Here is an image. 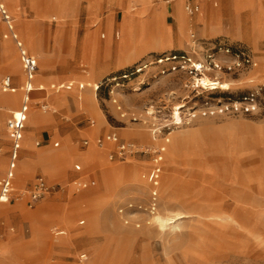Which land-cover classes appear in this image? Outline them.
Returning a JSON list of instances; mask_svg holds the SVG:
<instances>
[{
	"label": "rangeland",
	"instance_id": "1",
	"mask_svg": "<svg viewBox=\"0 0 264 264\" xmlns=\"http://www.w3.org/2000/svg\"><path fill=\"white\" fill-rule=\"evenodd\" d=\"M4 1L15 32L35 59L39 81L32 104L36 120L31 109L14 192L0 211V264H264V42L256 46L250 42L257 36V12L264 0H217L218 6L203 0L211 9L207 16L218 20L219 30L213 35L200 31L203 8L197 4L200 12L190 16L185 0L177 25L168 14L160 23L163 44L156 23L148 16L140 21V6L130 1L138 54L116 66L108 62V55L93 74L92 37L108 39L103 28L108 13L119 29L122 6L101 1L92 14L88 0H78L75 11L77 0ZM164 4L165 0H151L152 6ZM5 33L1 24L0 81L11 75L20 87L25 76L17 43ZM194 37L198 43L191 47ZM216 43L245 50L256 65L236 62L233 53L218 50ZM33 50H41V55ZM164 51H183L203 63L212 53L221 69L209 66L202 75L188 69L170 71V63L159 64L150 56L118 85L108 82L96 92L86 87L83 92L88 95L82 94L80 101L75 87L51 96L57 104L55 113L42 108L50 98L46 87L51 83L96 82ZM259 69L261 76L248 81ZM200 78L215 81V87L203 85ZM255 91L259 92L255 113H208ZM19 95V89L16 94L0 93V177L8 163L6 121L10 110H16ZM175 111L179 125H172ZM45 118L41 130L50 131L48 141L33 130ZM156 127H164L161 134L153 132ZM110 133L134 143L139 152L124 160L111 158L116 146L97 143ZM167 136L157 212H164L166 202L172 220L161 226L153 221L155 213H136L132 221L140 226L125 224L118 207L133 199L145 201L150 191L152 154L140 151L166 143ZM38 177L50 190L34 199L31 193ZM81 181L93 183L78 187ZM178 197L185 204H178ZM59 231L64 233L57 235Z\"/></svg>",
	"mask_w": 264,
	"mask_h": 264
},
{
	"label": "built area",
	"instance_id": "2",
	"mask_svg": "<svg viewBox=\"0 0 264 264\" xmlns=\"http://www.w3.org/2000/svg\"><path fill=\"white\" fill-rule=\"evenodd\" d=\"M185 5L186 11L193 15L194 13L198 12L199 6L197 4H193L189 0ZM0 13L2 14L4 21L6 22L7 26L10 30H12V24H11V18L8 15L4 4L0 0ZM14 38L16 39V36L14 35ZM198 43V41L194 37V41L191 44V47H194ZM205 44V43H204ZM218 47H217V46ZM18 46L20 49V55H21V61L23 65V69L26 75V84L24 87L25 91V97L24 102L21 107V109L15 113L7 120V130L9 132L10 136V152H9V162L8 167L5 172V174L0 178V208L4 203L9 202L12 191H13V181L15 178V169L17 165V160L19 157V150L21 148V143L23 139V132L25 128V122L27 119V111H28V101H29V93L32 89L31 81L34 78L35 72H36V64L35 59L32 55H30L22 46L21 42H18ZM214 46L217 47L218 50L224 49L226 52L233 53L234 57H236V62H239L241 64H252L256 65L254 59L249 55L248 52L241 48L237 47H231L228 45L216 43ZM215 48V47H214ZM213 50V49H211ZM153 59H155V62L157 63H170L169 70L170 71H176L178 69H188L190 73H200L202 75L203 68H218L221 69V65L219 62H217L213 56L212 53H210L207 58L208 61L206 63H203L201 61H193L190 56L187 55V53H184L183 51H170V52H164L156 55H151ZM238 64V63H237ZM139 62L134 64L133 66L129 67V69H126L120 73H116L114 75H111V77L104 79L101 81V83L97 86L99 89L101 86L106 85L108 82L112 85L113 82H115L116 85L119 84V79H125L129 78L131 75L135 74L137 68H138ZM240 65V64H238ZM164 71V70H163ZM200 81H202V78H200ZM202 84V83H201ZM72 85L69 84L66 87L70 88ZM80 87H83V85H80ZM16 88L12 85L11 77L6 76L2 82L0 83V91L7 92V91H15ZM258 91L251 92L247 95H243L242 97L230 100L226 102L225 104H222L219 107V110L214 109V111H209V114L214 113H233V114H252L259 110V100H258ZM115 101V100H114ZM46 106H44L45 108ZM121 109V107H118ZM205 115L207 114L204 113ZM181 121L173 120L172 125H179ZM168 126V125H166ZM162 128L164 127H156L153 129V132L156 135H159L162 133ZM110 142L116 146V151L112 152L110 157L112 158L113 155H115L119 160H124L128 156H131L137 152H139L138 149H136L135 144L131 142H125L121 140L117 134L110 133L104 137H99L97 139V143L100 145H104V143ZM164 144L157 145L155 148L151 149H145L141 150L140 152L149 153L152 154V170L150 174V191L148 193V198L143 200H129L125 204L118 207V213L122 217L125 224L133 223L136 226H140V222L134 220L132 221V217L136 215V213H143L147 214L148 216H152L154 213L157 212L159 207V187L161 182V174L163 171V161L164 156L167 148V144L169 143V137H165ZM168 142V143H167ZM84 143L87 144V140H84ZM55 145H58V143H55ZM92 181H81L79 182V186L87 187L88 185L92 184ZM50 190L49 185L45 181L43 177H38L36 179L35 185L32 190V195L34 199H37L46 193H48ZM86 255H82V258H84Z\"/></svg>",
	"mask_w": 264,
	"mask_h": 264
},
{
	"label": "crops",
	"instance_id": "3",
	"mask_svg": "<svg viewBox=\"0 0 264 264\" xmlns=\"http://www.w3.org/2000/svg\"><path fill=\"white\" fill-rule=\"evenodd\" d=\"M88 1H89V6H88L89 13L96 14V12L98 10V5L101 3V1H103V2L107 1L108 2L110 0H88ZM114 1H115L116 4H118V5H120V6H122L124 8L123 9L124 10L123 11V16H122V19H121V22H120V25H119V29H115L114 28V16L111 13H108L107 14V18L103 22V28L109 34L108 39L102 41V40H98L96 35H94L92 37L91 48H92V52L93 53H92V56H90V60H91V62L93 64V66H94L92 74L94 72H96V66L98 64L100 65L103 61H104V63H105V61H107V60H105V58L108 55L110 56V59H109L108 62L110 64H113V66H116V65L122 64L125 61H129V60L133 59L138 54V42L136 40V36L132 32L133 31L132 30V27H133L132 23H133L135 18L132 17L131 13L128 11L129 10V5H130V1H132L134 3H137L140 6V10L138 11L140 13L138 15V18L140 19V21L143 20V17L148 16L153 22L156 23V25L158 27L159 43L163 44V42H164L163 38L164 37H162V30L160 29V27H161L160 23L163 22L165 15L168 14L169 16L173 17V19L175 20L176 25H177V21H178V19H180V15L178 14V11L182 7L183 1H185V0H165L166 4L157 5V6H152L151 5V0H148V1L147 0H114ZM191 1H192L193 4H198L199 6H201L203 8V12L198 17L199 18V22H202V24H203V26L200 25L201 33H208V34H211V35L215 34L219 30L218 20L215 18V16H213V17L212 16L211 17L207 16L206 13L210 9V7L208 6V4L206 2H211L213 4V6H218V1L217 0H205L206 2H204L203 0H197V1L196 0H191ZM1 2L4 4L5 9H6L8 15L11 18V24H12V30H10L9 27L7 26L6 22L4 21V18L2 16V14L0 13V25L2 24L5 27V31H6L5 37L10 38L15 43H17L16 46H17V49L19 51V55H20V49H19V46H18V42H21L23 48L28 52V50L25 48L23 42L20 40L18 34L15 32L13 18H12L11 14H10V11H9L5 1L1 0ZM77 3H78V0L76 1V6L74 8V11H75V9L77 7ZM246 4L247 5L245 7L250 5L249 2H246ZM198 12H200V8H199ZM240 12H241V10L238 11L236 14H239ZM197 13H194L193 15H195ZM257 14H258V18H257L258 33H257V36L255 37V39L250 40V42H252L255 46L259 42H264V6H262V8H261V13L259 14L257 12ZM193 15H190V16H193ZM183 18L184 17L182 16V19ZM53 19H55V18H53ZM94 21L95 20L93 19L92 22H94ZM190 21H192V18L190 19ZM110 26H112V30H110V28H109ZM176 31H177V28H176ZM14 35L16 36V39L14 38ZM100 37L101 38H105V33H101ZM184 37H185V35H183L182 38H184ZM177 39L180 40L178 34H177ZM199 40L201 41V39H199ZM211 40L212 39H209L208 41H211ZM120 42H122V43L119 46ZM119 47H121V49H119ZM164 52H168V51H164ZM164 52H160V53H164ZM160 53H158V54H160ZM151 55H154V54H149V56L146 55V56L142 57L141 59H139L136 62H134L131 66H133L136 63H138L142 59L150 57ZM20 61H21V55H20ZM35 64H36V62H35ZM261 65H264V57L262 58ZM36 67H37V64H36ZM21 69L23 70V73H24V76H25V79H24V82H23L22 86H20V87L15 86L11 75H5L0 81V83H1L2 80L6 76H10L12 85L16 88L15 91H7V92L0 91V93H3V94H10V93L16 94L17 90L18 89L20 90V95L18 97V106L16 107V110L14 112H11L10 117L13 115V113H15V112H17V111H19L21 109V107L23 105V102H24V97H25L24 87H25V84H26L27 80H26V75H25L24 69H23L22 61H21ZM36 71H37V69H36ZM83 71L84 72L87 71L85 67H83ZM262 73H263L262 69H259L257 73H253V74L251 73L250 76L248 77V81H253L256 78H259ZM35 76H36V72H35L33 80L31 81L32 89H31V91H30V93L28 95L29 96V101H28L27 119H26V122H25V128H24V132H23V139H22V143H21V148L19 150V157H18V160H17L16 169H15V177H16V171H17V168H18V163H19V160H20V154H21L23 142H25L24 137H25V131H26V128H27L26 124H27L28 117H29V114H30L31 109H32L33 95L37 91V88H38ZM104 79H105V77L103 79L99 80V81H96V82L95 81H89V82L86 81V84L78 83L76 85L74 84V81H63V82L51 83L48 86V88L46 87L47 90L51 91L50 95L47 96V98H49V96H50V98L47 101H44V103L42 105V108H44V106H46L45 110H52V112L55 113L57 111V109L55 108V104L56 103L54 102L53 99H51V96L53 94H57V93L63 92V91H73V89L76 87L77 90L79 92H81L77 96V99L80 101V100H82V94L83 95H85V94L88 95V93H86L85 91L83 92V90H85L86 87H91V88H93L92 90L94 92H96L98 90L97 86ZM69 84H71L72 86L70 88H67L66 86L69 85ZM80 85H83V87H80ZM46 89H45V87L43 89H41V87H40L41 91L46 90ZM45 122H46V118L44 120H42V122L40 123V125L38 126L37 129H34L32 127L33 130L35 131L37 137L40 138L42 141H48L51 138V134H50V131L48 129H42L41 130V128H43L45 126L44 125ZM88 124L91 127H93L94 126V121L89 119L88 120ZM6 128H7V121H6ZM55 143H58V145H55ZM55 143H54L55 147L59 146V142H55ZM107 143H110V142H107ZM10 144H11V142H10V136H9V139H8V151H7V153H8V162H9ZM7 167H8V163H7ZM7 167H6L5 171H4V173L1 175V177L5 174V172L7 170ZM13 183H14V181H13ZM7 203H9V202H7ZM5 204L6 203H4L1 206L0 211H1L2 207ZM63 233H64L63 231H59L57 233V235L63 234Z\"/></svg>",
	"mask_w": 264,
	"mask_h": 264
},
{
	"label": "bare ground",
	"instance_id": "4",
	"mask_svg": "<svg viewBox=\"0 0 264 264\" xmlns=\"http://www.w3.org/2000/svg\"><path fill=\"white\" fill-rule=\"evenodd\" d=\"M183 14V13H182ZM183 20V19H182ZM182 27V26H181ZM181 27H180V30H181ZM187 27V26H186ZM187 30V29H186ZM182 33H183V31H182ZM30 46V45H29ZM32 48V47H31ZM33 51H35V53L37 54V55H41V50H33ZM14 64H15V67L16 68H18V60H17V58L15 57L14 58ZM39 81V79H36V81ZM203 85H208V86H211L212 88H214L215 87V85H216V83H215V81H211L210 79H203ZM208 86H206V87H208ZM0 107H2L3 108V105H0ZM1 108V109H2ZM11 112H14V111H12V110H10ZM33 111H34V108L32 107V114H33V117H32V120H36V116L34 115V113H33ZM1 115V114H0ZM174 115H175V119H178V120H180V116H179V112H177V111H175V113H174ZM4 137H6V136H4ZM3 137V138H4ZM257 137V136H256ZM259 139V138H258ZM185 150V149H184ZM218 152H219V150H218ZM221 153V152H220ZM219 153V154H220ZM217 154V153H216ZM183 155V154H182ZM216 157V156H215ZM214 157V158H215ZM217 158V157H216ZM218 159V158H217ZM43 160V159H42ZM224 160V159H223ZM224 164V163H223ZM240 164V163H239ZM215 165V164H214ZM225 165V164H224ZM168 166V165H167ZM250 167V166H249ZM129 171V170H128ZM172 172H173V170H172ZM238 175V174H237ZM230 184V183H229ZM232 184V183H231ZM187 185V187L188 188H190L191 186L189 185V181H188V183L186 184ZM14 189V188H13ZM14 192V191H13ZM173 195H175V191L174 192H172L169 196H167V198H172L173 197ZM176 198H177V196H176ZM177 200H179L180 202L178 203V204H180V203H182V204H185V199L184 198H179L178 197V199ZM181 205V204H180ZM163 213H159V212H156L155 214H154V216H153V221L155 222V223H157V224H159V225H161V226H164L167 222H170L171 220H172V217H170L169 215L170 214H167V212H168V206H166V202H164V204H163ZM167 211V212H166ZM179 211V210H178ZM177 211V212H178ZM181 211V210H180ZM182 214V213H181ZM184 214V213H183ZM185 215V214H184ZM172 216V215H171ZM174 217V216H173ZM183 217V216H182ZM185 217V216H184ZM176 222V221H175ZM171 224V223H170ZM174 224V223H173ZM175 226H177V225H174V227ZM163 228H165V227H163Z\"/></svg>",
	"mask_w": 264,
	"mask_h": 264
}]
</instances>
